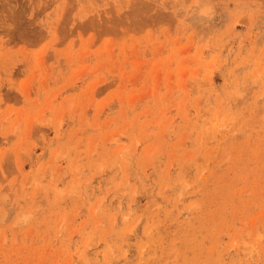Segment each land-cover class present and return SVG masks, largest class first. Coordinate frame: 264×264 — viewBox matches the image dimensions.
<instances>
[{
  "label": "rangeland",
  "instance_id": "rangeland-1",
  "mask_svg": "<svg viewBox=\"0 0 264 264\" xmlns=\"http://www.w3.org/2000/svg\"><path fill=\"white\" fill-rule=\"evenodd\" d=\"M0 264H264V0H0Z\"/></svg>",
  "mask_w": 264,
  "mask_h": 264
}]
</instances>
